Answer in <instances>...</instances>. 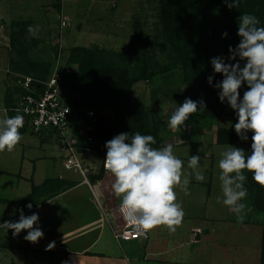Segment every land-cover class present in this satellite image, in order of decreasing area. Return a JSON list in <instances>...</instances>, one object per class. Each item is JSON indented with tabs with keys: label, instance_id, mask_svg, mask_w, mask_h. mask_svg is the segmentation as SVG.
Returning <instances> with one entry per match:
<instances>
[{
	"label": "rangeland",
	"instance_id": "374dc122",
	"mask_svg": "<svg viewBox=\"0 0 264 264\" xmlns=\"http://www.w3.org/2000/svg\"><path fill=\"white\" fill-rule=\"evenodd\" d=\"M158 12L157 0H0V118L7 116L4 108L8 96L17 82L24 77L23 70L37 63L54 62L59 47L63 50L61 65H65L70 48L82 46L106 52L112 60L123 62L122 64L127 69H132L136 61H131V56L128 54L129 47L137 40V36H147L150 39L147 54L151 61V69L156 76L152 83L147 80L135 83L132 93L133 98L147 109L151 118L162 120L163 131L160 134L165 140L163 147L171 143L174 154L186 162L183 173L189 179L187 194L179 186L175 188L177 202L182 205L184 217H189L183 218L181 224L192 223L202 230L209 231V235L206 236L207 241L201 248L209 251L213 243L215 245L211 248L210 257L206 258V262L261 264L264 212L253 210L247 212L244 222L238 223L236 215L222 202L218 161L221 158L220 153L231 146H221L216 143L217 131L220 128L234 129L235 123L238 122L236 112L226 100L225 113L216 121L203 120L199 113H196L185 122V125L175 130L167 127V121L172 113L184 102L186 87L183 82L182 67L178 65L171 67L170 65L171 51L161 38ZM65 21L67 29L63 27ZM12 25L23 27L26 30V34L19 38L21 43L15 47L10 44L9 35L13 28ZM29 26L38 28L35 35L28 32ZM57 34H59L58 37ZM143 42H146V39H143ZM24 47L27 49L25 56L22 54ZM10 58L18 61L20 66L17 69L12 66ZM247 90V84L244 83L239 89L240 99ZM98 115L99 117H111L113 114L112 110L107 108L101 110ZM26 127V133L12 152L7 150L0 152L1 170L16 171L17 167H21L20 160L24 155L28 159V162L23 165V174L26 176L31 174L33 167L31 163H34L32 161H39L35 176L37 182L43 177H58L59 175L68 176L77 183L83 180L81 175L65 168V154L60 150L57 132L48 130L36 135L31 133L28 126ZM246 135L248 137L246 141L240 139L239 144L234 146L243 149L248 155L251 153L253 133L249 131ZM192 149L200 157V168L205 176L203 182L197 181L192 170L187 166ZM81 158L93 174H98L103 165V158L100 155L81 152ZM93 174L88 175L92 184L91 191H94L97 198L103 202L101 191L106 190L108 195L106 197L108 201L105 211L106 220L112 228L118 230L123 226V220L119 212L120 199L115 196L111 188L114 177L104 171L102 176L96 175L101 181L100 185H96L93 179L97 177ZM244 175L247 177L246 170ZM2 183L3 178L0 180V197L9 198V188L1 186ZM246 185L247 179L245 187ZM80 188L90 190L87 185ZM246 189L247 197L242 202L251 207L250 191L247 187ZM218 197H220V202H218ZM9 209L11 205L0 204V219ZM155 231L160 232V229L156 227ZM2 236L10 238L12 235L8 234L7 230H2L0 242L3 244L9 241L2 239ZM9 243L15 245L12 242ZM138 243L139 241H136L132 244ZM157 246L156 249L159 250L160 244ZM162 248L160 247V250ZM187 250H190L189 246L184 247L181 252ZM2 251L0 262L3 264L13 260L19 263L17 258H25L28 254V251L22 248L20 257L16 255L15 260L12 253L6 257L4 254L7 250ZM16 251L20 252V250ZM120 254L122 258L120 256L121 259L115 264H162L159 261L162 258L154 255L147 256V262H143L144 260L139 262V257L128 252L120 251ZM40 255L35 254L34 256L39 257ZM141 259H144V255Z\"/></svg>",
	"mask_w": 264,
	"mask_h": 264
},
{
	"label": "trees",
	"instance_id": "16d2710c",
	"mask_svg": "<svg viewBox=\"0 0 264 264\" xmlns=\"http://www.w3.org/2000/svg\"><path fill=\"white\" fill-rule=\"evenodd\" d=\"M157 1L161 38L171 51L170 65L171 67L181 66L183 70V82L186 87L183 100L190 98L199 102L203 99L205 107L200 106L196 113H199L203 120H218L225 113L226 100L223 103L220 102V89L215 85L224 77L214 72L211 59L223 57L226 62H236L228 61L227 57L230 56L229 47L235 48L240 42V37L237 35L238 18L244 13L254 15L260 21L258 27H264V0H239L238 7L231 9L228 8L225 0ZM225 32L228 33L227 37L222 35ZM25 34L26 30L23 27H13L9 35L11 46L19 45L21 43L19 38ZM143 39H146V42H143ZM149 43L150 39L147 36L139 35L137 40L131 44L128 54L131 56V61H136V65L132 69L128 68L129 70L122 64L123 62L112 60L107 55L108 53L99 51L97 48L75 46L68 51L69 55L63 66L75 67L73 72L65 75L62 84L63 91L70 99L69 105L76 109H92L98 114L103 109L112 110L111 117H99L97 114L95 132L92 134L93 143L90 146L100 155L107 153L106 142L121 133L129 134V139L136 132L142 135H152L156 140L152 147H163L165 140L160 134L163 131L162 120L151 118L147 109L133 98L132 93L135 83L142 80L152 83L156 76L151 69V61L147 54ZM59 49L61 47L57 49V56L59 51L61 55L63 53V50ZM26 51L24 47L22 49L24 56ZM11 59L12 66L17 69L20 66L18 61ZM55 61L30 65L22 73L24 76L47 80L53 71ZM239 62L241 66L245 63V61ZM209 76L213 77L211 85L208 83ZM20 90L21 88L16 84L8 96L4 108L8 117L15 116L13 108L16 106ZM80 118L81 121H86L84 113H80ZM26 126L28 125L24 122L23 127L19 129L21 136L26 133ZM240 139L235 128H220L217 131L216 143L218 145L236 146ZM79 144L85 145L82 141ZM196 154L192 149L191 155ZM104 171L102 167L96 175L102 176ZM99 180V177L94 178L93 183ZM50 183L48 181L46 185L34 188L33 192L54 189V186L49 187ZM246 187L250 191L251 209L255 212H264V187L252 179L250 172H247ZM261 264H264V223H262Z\"/></svg>",
	"mask_w": 264,
	"mask_h": 264
},
{
	"label": "clouds",
	"instance_id": "9594fccd",
	"mask_svg": "<svg viewBox=\"0 0 264 264\" xmlns=\"http://www.w3.org/2000/svg\"><path fill=\"white\" fill-rule=\"evenodd\" d=\"M229 9L239 5V0H225ZM260 21L251 14H241L238 18L239 44L229 47L230 56L226 62L223 57L211 59L215 73L223 75V80L215 87L220 89L219 100L227 103L236 112L238 122L234 128L242 140H247V132H252L251 153L246 155L241 148L231 146L220 153L222 202L236 215L238 223H243L247 212L252 209L242 202L247 197L244 171L252 173V179L264 187V27H258ZM28 32L35 35L38 28L28 27ZM227 37L228 33L222 34ZM239 58V60H237ZM239 61H245L241 66ZM213 77H208L211 85ZM246 83L248 90L240 99L239 89ZM200 106L205 107L203 99L199 102L190 98L177 107L167 121L172 130L185 125L189 117L196 113ZM24 117L16 114L0 118V152H12L21 141L19 129L23 127ZM130 141V143H126ZM156 143L152 135L136 132L131 139L129 134L121 133L107 141L104 168L114 177L111 184L115 196L120 199L119 210L124 220L137 231H150L164 226L175 232L182 223L184 211L177 202L175 188L179 186L187 194L189 179L184 176V162L173 151V145L162 148L152 147ZM188 168L195 179L205 180L200 168L199 155H191ZM220 202V197H218ZM31 209L32 204L26 205ZM18 222L6 221L3 225L12 229L14 235L27 230L26 241L36 243L44 235L39 227L38 214L25 216L20 209ZM51 242L46 250L54 248ZM66 264V262H65Z\"/></svg>",
	"mask_w": 264,
	"mask_h": 264
},
{
	"label": "crops",
	"instance_id": "0c3cea01",
	"mask_svg": "<svg viewBox=\"0 0 264 264\" xmlns=\"http://www.w3.org/2000/svg\"><path fill=\"white\" fill-rule=\"evenodd\" d=\"M25 162H28V159L23 155L20 160L21 167H17L16 171L0 169V180L3 178L1 186L8 187L10 191L9 198L0 197V204L11 205V209L7 210V213L0 219V233L4 229L7 230V233L12 236L10 238L2 236V239L5 238L6 241L15 244L0 242V253H3L2 250H7L4 255L7 257L9 253H12L16 260V255L20 257L22 248L28 251L25 258H17L19 263L13 260L7 264H65V262L66 264H100L99 262L115 264L122 258L120 251L139 257V262L140 260L147 262V256L154 255L162 258L159 260L162 264H215L206 262L215 244L213 243L209 251L201 248L207 241L206 236L209 235V231L202 230L192 223L180 224L175 232H170L166 227L160 226L158 227L160 232L156 233L154 228L149 231L147 240H139L136 245H133V242L127 245L118 243L114 239V231L117 230L112 228L106 220L105 211L108 202L106 190L101 191V197L104 199L102 202L95 192L91 191L92 184L90 187L84 184L83 180L77 183L68 176L59 175L58 177H43L37 182L35 176L39 161H32L34 162L31 163L32 171L27 176L23 174ZM183 162L186 165V162ZM92 174L91 171L90 176ZM48 181L51 182L49 187L54 186V189L33 192L34 188L42 187ZM95 184L100 185L101 181ZM85 185L90 190L80 188ZM31 193L32 195L27 199ZM29 203L32 204L31 209L26 207ZM20 209H23L25 216L38 214L39 220L34 227H39L44 233L38 242L32 243L24 239L27 230L14 235L12 229H7L3 225L6 221L18 222ZM13 242H19V244ZM51 242L55 243L54 248L46 250ZM157 244H160L159 250L156 249ZM188 246L190 250L181 252L184 247ZM160 247L163 248L160 250ZM33 254L41 255L35 257ZM142 255L144 259H141ZM0 264L3 263L0 262Z\"/></svg>",
	"mask_w": 264,
	"mask_h": 264
},
{
	"label": "built area",
	"instance_id": "2783aa9c",
	"mask_svg": "<svg viewBox=\"0 0 264 264\" xmlns=\"http://www.w3.org/2000/svg\"><path fill=\"white\" fill-rule=\"evenodd\" d=\"M66 26L65 21L63 27ZM57 57L53 71L47 80L24 76L17 82L21 92L17 96V103L13 111L15 115L20 114L24 117V122L34 134L48 130L57 132L60 149L65 154V168L79 173L83 178V183L91 187L88 178L91 170L85 166L81 152L98 154L90 146L93 143L92 134L95 132L98 116L92 109H76L69 105L70 99L63 91L62 84L65 75L73 72L75 67L61 65L60 51ZM80 113L85 114L86 121H81ZM80 141L85 145H80ZM100 156L103 158L102 167L104 168L106 153ZM120 215L123 226L114 231V239L118 243H130L149 238V231L135 230L124 220L121 212Z\"/></svg>",
	"mask_w": 264,
	"mask_h": 264
}]
</instances>
